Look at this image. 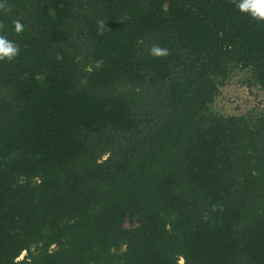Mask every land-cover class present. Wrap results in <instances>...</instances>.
<instances>
[{
  "label": "trees",
  "instance_id": "1",
  "mask_svg": "<svg viewBox=\"0 0 264 264\" xmlns=\"http://www.w3.org/2000/svg\"><path fill=\"white\" fill-rule=\"evenodd\" d=\"M0 2L19 48L0 264H264V109L209 108L232 65L264 90V20L239 0Z\"/></svg>",
  "mask_w": 264,
  "mask_h": 264
},
{
  "label": "rangeland",
  "instance_id": "2",
  "mask_svg": "<svg viewBox=\"0 0 264 264\" xmlns=\"http://www.w3.org/2000/svg\"><path fill=\"white\" fill-rule=\"evenodd\" d=\"M209 108L223 115H256L264 109V90L254 82L249 67L232 65ZM124 225L130 226L132 223L126 219ZM24 254L22 252L19 258Z\"/></svg>",
  "mask_w": 264,
  "mask_h": 264
},
{
  "label": "clouds",
  "instance_id": "3",
  "mask_svg": "<svg viewBox=\"0 0 264 264\" xmlns=\"http://www.w3.org/2000/svg\"><path fill=\"white\" fill-rule=\"evenodd\" d=\"M0 6H2V2H0ZM236 6L241 12H247L257 20H264V0H239ZM14 26L16 32L23 29V25L19 21H14ZM18 51L19 48L16 44L0 36V59L10 61L18 54ZM153 51L159 53L158 49Z\"/></svg>",
  "mask_w": 264,
  "mask_h": 264
}]
</instances>
